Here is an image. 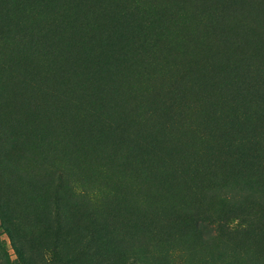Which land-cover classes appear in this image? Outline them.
<instances>
[{
	"label": "rangeland",
	"instance_id": "1",
	"mask_svg": "<svg viewBox=\"0 0 264 264\" xmlns=\"http://www.w3.org/2000/svg\"><path fill=\"white\" fill-rule=\"evenodd\" d=\"M0 53L34 262L264 264V0H0Z\"/></svg>",
	"mask_w": 264,
	"mask_h": 264
},
{
	"label": "trees",
	"instance_id": "2",
	"mask_svg": "<svg viewBox=\"0 0 264 264\" xmlns=\"http://www.w3.org/2000/svg\"><path fill=\"white\" fill-rule=\"evenodd\" d=\"M3 57V54L0 53V58ZM0 71H2L0 69ZM3 78L2 77V73L0 72V79ZM79 197H81V194H78ZM0 218L2 219V221L4 222V228L7 230V232L13 237V241L15 243V246L17 247V250L19 251L20 255L23 256V259L28 263V264H37V262L33 261L32 256H30L28 254L27 249L24 248V243L25 240L22 239V236L19 234V232H16L15 227L13 226V224L11 222L7 221L6 218V214L3 208H0ZM65 230H62V232L64 233ZM66 232V231H65ZM51 256V260L58 257L60 254L59 248H52L51 250H49L48 253ZM47 254H45L43 258L46 257ZM47 261V259H46ZM0 264H8L7 260L3 254V249H2V245L0 243ZM131 264H139L138 262H136L135 260H132Z\"/></svg>",
	"mask_w": 264,
	"mask_h": 264
}]
</instances>
